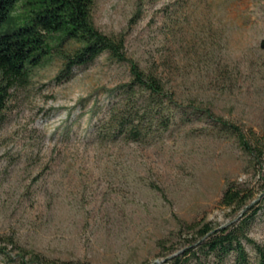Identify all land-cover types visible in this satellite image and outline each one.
<instances>
[{
	"label": "rangeland",
	"instance_id": "obj_1",
	"mask_svg": "<svg viewBox=\"0 0 264 264\" xmlns=\"http://www.w3.org/2000/svg\"><path fill=\"white\" fill-rule=\"evenodd\" d=\"M91 20L123 34L141 68L166 65L182 108L167 130L132 142L111 135L105 115L125 64L103 53L61 81L58 59L35 69L0 111V234L50 260L168 264L188 225L218 229L256 210L248 235L264 248V163L190 107L264 136V0H94ZM229 185L246 205L220 204Z\"/></svg>",
	"mask_w": 264,
	"mask_h": 264
},
{
	"label": "trees",
	"instance_id": "obj_2",
	"mask_svg": "<svg viewBox=\"0 0 264 264\" xmlns=\"http://www.w3.org/2000/svg\"><path fill=\"white\" fill-rule=\"evenodd\" d=\"M94 0H0V111L5 108L9 91L26 84L33 71L60 61L57 81L68 79L73 69L108 56L128 69V80L105 90L106 123L111 135L132 142L167 130L182 108L175 87L164 80V70L155 64L141 68L124 51L123 34L106 35L91 20ZM165 63V62H164ZM194 114L212 119L220 131L235 137L241 150L253 164L264 163V136L250 132L252 140L235 124L216 117L210 109L190 106ZM243 189L229 185L220 204L240 208L250 200ZM256 210L242 219L214 229L210 223L188 225L194 230L168 264H207L212 257L222 264L233 257V264H250L245 249L249 244L256 254L255 264H264V248L254 242L248 230ZM187 237V236H186ZM0 257L12 264H90L79 261L50 260L21 247L11 236L0 234Z\"/></svg>",
	"mask_w": 264,
	"mask_h": 264
},
{
	"label": "water",
	"instance_id": "obj_3",
	"mask_svg": "<svg viewBox=\"0 0 264 264\" xmlns=\"http://www.w3.org/2000/svg\"><path fill=\"white\" fill-rule=\"evenodd\" d=\"M179 253V252H178ZM177 253L173 254V255H176Z\"/></svg>",
	"mask_w": 264,
	"mask_h": 264
}]
</instances>
